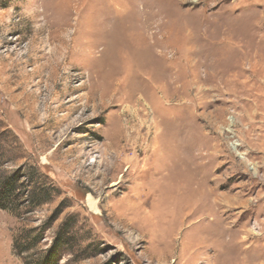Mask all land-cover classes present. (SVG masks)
<instances>
[{
	"label": "rangeland",
	"instance_id": "1",
	"mask_svg": "<svg viewBox=\"0 0 264 264\" xmlns=\"http://www.w3.org/2000/svg\"><path fill=\"white\" fill-rule=\"evenodd\" d=\"M17 171L0 264H264V0H0Z\"/></svg>",
	"mask_w": 264,
	"mask_h": 264
},
{
	"label": "trees",
	"instance_id": "2",
	"mask_svg": "<svg viewBox=\"0 0 264 264\" xmlns=\"http://www.w3.org/2000/svg\"><path fill=\"white\" fill-rule=\"evenodd\" d=\"M22 176L17 171L16 173L5 174L0 176V209L11 211L16 213L22 205L29 203L32 205H38L41 203L42 195L44 196L45 190L42 187L33 186V189L29 191L26 199L21 201L26 194V189L31 184L20 181ZM42 194V195H41ZM29 195V196H28ZM19 201V202H18ZM68 228H63L60 232L59 238L55 241V244L46 252V254L40 259L38 264H54L55 256L61 248L68 245L69 237L67 236ZM21 250H27L26 247Z\"/></svg>",
	"mask_w": 264,
	"mask_h": 264
},
{
	"label": "bare ground",
	"instance_id": "3",
	"mask_svg": "<svg viewBox=\"0 0 264 264\" xmlns=\"http://www.w3.org/2000/svg\"><path fill=\"white\" fill-rule=\"evenodd\" d=\"M175 206H176V205H175ZM197 206H198V205H197ZM199 206H201V205L199 204ZM199 206H198V207H199ZM194 209H195V208H194ZM194 209H193L192 211H194ZM196 209H197V207H196ZM199 209H200V208H199ZM199 209H198V210H199ZM196 211H197V210H196ZM192 214H194V212H193ZM192 214H191V215H192ZM194 215H195V214H194ZM187 217H188V216H187ZM209 228H210V227H209ZM210 230H212V229L210 228ZM207 232H211V231L207 230ZM205 233H206V232H205ZM212 234H213V233H212ZM209 235H210V234H209ZM213 235H214V234H213ZM207 236H208V235H207ZM208 238H210V237H208Z\"/></svg>",
	"mask_w": 264,
	"mask_h": 264
}]
</instances>
